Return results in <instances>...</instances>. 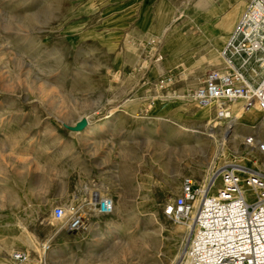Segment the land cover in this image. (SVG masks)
<instances>
[{
    "label": "rangeland",
    "instance_id": "obj_1",
    "mask_svg": "<svg viewBox=\"0 0 264 264\" xmlns=\"http://www.w3.org/2000/svg\"><path fill=\"white\" fill-rule=\"evenodd\" d=\"M124 1L0 0V230L10 237L0 240V264H15L10 257L14 243L28 255L25 264H179L183 259L189 224L173 223L162 209L180 195L185 179L204 184L196 177L201 168L205 177L216 145L202 138V150L189 152L178 164L172 161L167 175L161 166L167 165L169 153L193 146L191 139H173L180 128L203 130L212 122L208 128L218 131L219 141L225 127L213 122L212 108L198 109L187 98L209 67L201 75L199 68H161L158 41L143 50L142 39L127 38V23L117 14ZM191 3L180 0L178 16L183 12V17L175 25L190 17ZM161 9L169 15L167 7ZM140 19V28H147L148 18ZM215 59L213 68L219 53ZM166 79L176 82L164 91ZM142 100L147 107L165 101L168 107L155 117L139 115ZM124 113L145 119L141 122L149 125V134H143L142 126L126 127L118 119ZM205 114L210 120L201 118ZM85 116L90 120L86 129L101 128L78 145L79 134L63 125L72 127ZM260 118L254 111L237 118L240 138L225 140L214 171L231 164L264 173V155L244 142L255 133L264 137ZM142 142L144 151L139 150ZM123 144L128 158L139 161L145 154L133 174L144 179L138 185L150 190V198H128L116 182L124 153L118 146ZM174 171L181 175L175 177ZM89 175L115 210L108 216L89 213L85 230L70 232L67 218L55 221L52 212L74 205L66 189ZM176 187L179 193L173 192ZM48 242L42 253L40 247ZM181 246V259L175 262Z\"/></svg>",
    "mask_w": 264,
    "mask_h": 264
},
{
    "label": "built area",
    "instance_id": "obj_2",
    "mask_svg": "<svg viewBox=\"0 0 264 264\" xmlns=\"http://www.w3.org/2000/svg\"><path fill=\"white\" fill-rule=\"evenodd\" d=\"M219 65L208 70L202 83L187 95L198 109L215 107L213 122L227 127L229 104H239L243 117L249 110L264 122V0H250L219 55ZM163 84V82H161ZM248 145L253 137L246 139ZM264 155V143L259 144ZM96 213L108 216L113 202L94 195ZM173 223L189 224L187 249L179 264H264V173L247 167L223 165L205 184L185 179L181 193L163 209ZM55 221L67 218V229L78 231L84 219L78 209L57 207ZM49 249L41 246L42 253ZM15 264L28 255L11 254Z\"/></svg>",
    "mask_w": 264,
    "mask_h": 264
},
{
    "label": "crops",
    "instance_id": "obj_3",
    "mask_svg": "<svg viewBox=\"0 0 264 264\" xmlns=\"http://www.w3.org/2000/svg\"><path fill=\"white\" fill-rule=\"evenodd\" d=\"M187 1L189 3L192 1L189 6L191 13L190 17H185V21L181 25H175L176 22L183 17V12L178 16L180 0H125L124 2L118 3L119 9H117V14L122 22L127 23L125 29L127 38L130 40L142 39L140 44L141 46L143 45V50L148 48L147 44L149 42L154 40L158 41V54L159 56L162 55V58L164 59L161 68L166 71L175 69L187 71L199 68L201 75L205 68L209 67V70L213 69V66L211 65L216 60V54L222 50L226 40L232 32L231 29L234 23L239 20L242 15L243 6L248 0ZM163 6L169 9V15L165 16V10L161 9L159 11ZM140 16L148 18L147 22L149 23V26L145 29H142L139 26L141 20ZM227 23H229V27L227 30H223V25ZM149 35L160 39L163 38L164 40L161 42L158 39H151ZM174 56L175 58H173ZM175 82V80L166 79L164 81L165 86L162 88L166 91L168 88L172 87ZM182 89L183 88L180 90ZM142 101L143 102L137 107V113L139 115H143L145 112L146 115L155 117L166 111L168 107L166 101L155 106L152 104L149 107H147L144 102L145 100ZM130 102L132 101L130 100L127 103ZM211 112H214V110L210 111V113ZM208 114H205V116L201 118L206 119ZM120 118L125 120L126 127H133L132 130H136L139 126H142L143 134H145V132L149 134V125L144 124L145 122H141L145 119L139 118L136 120L129 113H124L122 116H118V119ZM84 141H86V143L88 142L87 139ZM81 142H83V140H77L78 145ZM128 149L129 148L124 144L118 146V150L124 153L119 156V165H117L118 168L116 169L119 174L116 182L120 184V189L123 193H126L128 198H150V190L147 191L144 189L145 191H143L138 185L140 182L143 183L142 181L144 179L138 180L136 176H134V174H136L134 173L136 168L143 166L145 162V154L142 153L140 160L138 159L139 161H135L134 158L131 159L132 157L128 158ZM139 150H146L144 142L140 143ZM84 162L86 161L84 160ZM203 170L204 169L201 168L196 177L200 182L204 180L202 174L204 172ZM77 182L78 183H76L75 187H70L66 190L74 202V206L78 209L84 219L83 226L76 231L80 232L85 230L86 227L84 216L89 213H96V204L93 200L94 195L103 197L102 195L104 194V191L101 187H98V183H95L90 175L85 179L80 178ZM136 186L137 189H135ZM143 187L144 186H142V189ZM173 192L179 193V188L176 187ZM65 221L66 220L60 222L63 223ZM14 238L16 240L17 236L15 235ZM6 239H10V237L2 235L0 230V240L2 241ZM46 245L49 247V242ZM23 251L21 245L14 243L12 253H24Z\"/></svg>",
    "mask_w": 264,
    "mask_h": 264
},
{
    "label": "bare ground",
    "instance_id": "obj_4",
    "mask_svg": "<svg viewBox=\"0 0 264 264\" xmlns=\"http://www.w3.org/2000/svg\"><path fill=\"white\" fill-rule=\"evenodd\" d=\"M238 22V21H237ZM229 27V23L223 25V30H227V28ZM233 31V30H232ZM231 34V33H230ZM186 44V43H185ZM222 51V50H221ZM221 51L219 52V55L221 53ZM210 65V64H209ZM233 106H236L237 109H233ZM226 108H229L232 113H234V116L232 117V119L229 121L228 126L225 127V131H223V133H221V139L218 141L216 138V134H217V130L213 129V128H208L209 124H211L212 122H207V124L203 127V130H200L199 128H180L179 130H177L176 132H174L175 135H173L172 137H174L173 139H178L180 138V140L183 138L185 139H191L194 143L193 146L189 149V148H185V149H178V151H176L175 153H169L168 156L165 157V160L167 161V165L164 164L161 166V170L163 174L167 175V173L169 172V167H171L172 161H175V163H179L182 161L183 156L187 155L189 152L194 151V150H202V144L203 146L206 145V143H204L203 140H201L202 138H205L206 140H209L211 142H213L216 145V151L213 155V159L211 164H209V166L206 168V175L203 178V182L204 184L206 182H208V180L211 178V176L215 173L214 171V166L216 163L215 161L221 157L224 153V145L227 141V138H229V142H235L237 139L240 138V135L237 131V123L236 120L239 116H241L242 114V108L240 107L239 104H229L225 106ZM213 109L214 111L216 110L215 107H209L206 108L210 111V109ZM250 111H254V110H249ZM255 112V111H254ZM252 113V112H251ZM1 117V116H0ZM84 119L87 122V125L90 126V120L88 117H81L79 120ZM207 120H210L209 115H207L206 117ZM261 126H264V122L260 123ZM75 125V124H74ZM73 127V126H72ZM105 128H107L106 126H104ZM114 127L111 125H108V128H112ZM88 128V127H87ZM101 127H96V128H91V129H84L82 132L78 133V140H81L82 138H89L91 136H95L98 131L100 130ZM103 128V127H102ZM104 128V129H105ZM220 131V130H219ZM172 132V131H171ZM253 137V143L248 145L246 143V139H244L245 142V146H257V150L260 151L259 149V144L264 143V137L261 138V135H259L258 133H255ZM226 138V139H225ZM226 140V141H225ZM190 150V151H189ZM201 155V154H200ZM206 159V158H205ZM161 173V172H160ZM161 173V174H162ZM173 175L175 177H178V175L180 176V172L178 171H174ZM173 176V177H174ZM192 181V180H191ZM193 182V181H192ZM193 185H195L193 183ZM114 209V205L112 207V212ZM118 228V227H117ZM187 232H189V226H187ZM191 235V232H189ZM186 237V236H185ZM184 241V240H183ZM136 245V244H135ZM184 249V248H183ZM181 254H182V246L179 249V252L175 258V262L180 261L181 259ZM174 262V263H175Z\"/></svg>",
    "mask_w": 264,
    "mask_h": 264
},
{
    "label": "water",
    "instance_id": "obj_5",
    "mask_svg": "<svg viewBox=\"0 0 264 264\" xmlns=\"http://www.w3.org/2000/svg\"><path fill=\"white\" fill-rule=\"evenodd\" d=\"M63 127L72 133H80L88 127L86 120H79L73 127L63 125Z\"/></svg>",
    "mask_w": 264,
    "mask_h": 264
}]
</instances>
